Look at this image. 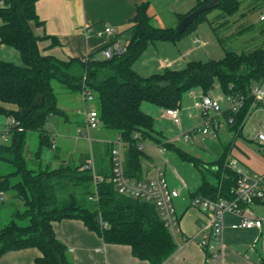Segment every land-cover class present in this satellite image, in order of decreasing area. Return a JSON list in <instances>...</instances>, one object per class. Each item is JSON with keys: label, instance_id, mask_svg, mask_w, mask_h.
<instances>
[{"label": "trees", "instance_id": "obj_1", "mask_svg": "<svg viewBox=\"0 0 264 264\" xmlns=\"http://www.w3.org/2000/svg\"><path fill=\"white\" fill-rule=\"evenodd\" d=\"M2 1L0 44L18 51L22 65L0 60V114L14 117L24 130L13 131L10 142L0 144V163L11 167V171L0 176V191L11 193L24 209L14 211L11 221L0 229V258L11 250L36 247L42 253L37 264H72L66 257L65 245L54 233L53 223L80 219L105 242L129 245L138 258L163 264L177 249V241L165 227L154 203L122 195L109 181L112 142L103 143L99 147L101 153L94 158L96 173L104 178L96 186L93 172L80 169L90 154L82 164L68 162L54 167L43 162L42 148L53 147L47 129L49 118L67 115L58 105L53 81L70 96L83 94L85 89L94 93L101 127L116 132L127 143L126 173L136 178L144 156L138 145L148 139L163 143L155 135L153 117L142 109L144 103L165 109L180 108L187 92L200 89L207 95L215 90L216 84L226 95L249 97L251 87L264 79V41L261 46L239 52L229 46L231 35L226 34L231 24L238 22L236 34L255 28L253 31L264 35V20H260L263 23L259 26L249 20L251 14L262 9V0H222L217 8L202 13L181 34L176 28L156 26L148 13V4L144 3L137 7V16L126 30L131 40L125 53L114 54L111 59L99 57L108 44L86 58L68 61L45 56L40 51L41 37L33 30V25L39 23L38 0ZM210 1L198 2L189 14ZM216 9L221 12L209 24L224 47L222 59L192 60L183 69L165 68L148 77L134 69L136 58L150 42L179 41L194 29L199 18ZM189 14L181 16L180 22ZM258 37L253 35L248 42L258 41ZM250 108L248 100L236 120L229 124L234 135L209 169L214 181L203 177L191 198L199 195L215 200L233 198L231 191L238 176L229 166V158L242 136ZM32 133L39 140V148L33 154L28 147ZM164 145L194 160L186 157L180 148L170 143ZM95 188L97 201L90 200ZM4 204L5 201L0 202V209Z\"/></svg>", "mask_w": 264, "mask_h": 264}, {"label": "crops", "instance_id": "obj_2", "mask_svg": "<svg viewBox=\"0 0 264 264\" xmlns=\"http://www.w3.org/2000/svg\"><path fill=\"white\" fill-rule=\"evenodd\" d=\"M201 1L205 0H38L36 2V13L39 23L33 25V30L36 35L41 37L39 48L43 55L54 56L64 61L83 59L101 50L115 39L121 46H128L131 34L127 33L126 30L133 24L137 16V7L141 4H148V13L153 17V22L156 26L176 28L180 22V17L189 14ZM106 26L112 27L115 30V34L105 37L97 36L96 32L103 30ZM88 29H92L89 34ZM190 35L192 37L193 50H186V53H182L181 57L184 56L185 58L192 55L196 48H200L193 43L194 38L198 37L196 30L193 29ZM5 48L4 44H0L1 51ZM99 57H102L101 54ZM182 61L183 58L181 59L180 57L176 61H170L171 66L168 68L183 69L190 62L183 68H174L176 63H182ZM164 69L162 64H159V71ZM214 91H220L218 84H216ZM187 95L189 99H193L194 97L200 98L205 94L202 90L197 89L194 91L190 90L184 97ZM68 97L74 96L69 95ZM80 98L83 102L82 94H80ZM151 105L153 104L144 103L142 105L143 111L150 116L152 115L147 110L152 109L150 108ZM182 106L183 101L180 107L181 112L183 110ZM60 108L65 111L70 109L66 107ZM88 108L89 105L86 104L85 113ZM161 110L165 111V108L161 107ZM198 114L196 118L201 122V117ZM83 115L82 124L84 126V112ZM192 116V114H188L189 119H192ZM61 117L66 119L65 116ZM193 127L189 126L188 129ZM155 135L163 143L154 140H151L152 142L148 145H146V141L141 143L144 156L141 159V167L137 171V177L133 179L146 181L153 177L155 171L160 168L153 166L154 156L155 154L160 155L162 148L164 150L169 149L164 145L165 143H170L178 148H180L179 144H185L182 140H179L182 138L181 134L179 139L169 141L164 139L161 133L157 132ZM64 136V133L59 135V142L57 139L52 141L55 146H53L54 149L56 146L59 148ZM96 142H98L96 145L100 144V147L103 143H111L113 141L98 138ZM90 157L95 162L93 154H90ZM54 159L57 162L56 164H61L65 160V156L59 152ZM51 164L53 165V162ZM206 170L210 172L209 169ZM163 173L166 177L165 172ZM202 173V178H206L204 172ZM202 181L195 189H190L184 181L183 188L181 185L177 186L170 183L167 179L170 188L180 191V196L174 200L179 217L180 232L176 240L177 249L163 264H206V252L198 244L201 227L205 223V215L199 208L191 205V194L199 188ZM185 191L186 195L184 194ZM6 194L4 192L5 204L3 207L9 205L6 202ZM259 206L251 207L257 217H261L257 211ZM10 217H12V213H10ZM240 221L241 218L236 214L226 213L224 215L223 264H264L262 244L257 241L260 237V232L257 229L234 227ZM53 229L57 239L65 245L66 257L72 264H151L147 260L138 258L129 245L105 242L100 234L89 229L80 219L55 221ZM41 256V251L36 247L11 250L0 258V264H37L36 261Z\"/></svg>", "mask_w": 264, "mask_h": 264}, {"label": "rangeland", "instance_id": "obj_3", "mask_svg": "<svg viewBox=\"0 0 264 264\" xmlns=\"http://www.w3.org/2000/svg\"><path fill=\"white\" fill-rule=\"evenodd\" d=\"M0 3H2V1H0ZM262 6L261 10H258L249 16V20H251L255 26H259L264 22L260 21V16L264 12V0H262ZM219 12H221V10L216 9L206 13L205 16L199 18L194 25L196 35L207 43L206 46L196 48L192 55L184 58V56L181 57L182 53L185 54L186 50L192 49L193 47L191 37L192 34L190 35V33L186 34L176 42L166 40L150 42L146 49L136 58L133 65L134 69L140 75L148 77L152 74L158 73L159 64H161L163 59L176 61L179 57L181 59L183 58L182 63H176L174 68H183L189 61L192 60L208 61L211 59H222L225 55L224 47L217 39L215 32L209 24V20ZM238 24V22L232 23L229 30L226 32L227 35H231V38L228 40L229 46L241 52L243 50H251L262 45L264 35L261 32H256V30L253 31L255 29L254 28L238 35L236 34L238 31ZM253 35H258L259 40L249 43L248 41ZM0 60L11 61L15 64L22 65L19 52L10 47H6L3 51L0 49ZM53 87L58 96L59 107L70 108L69 110H64L67 114L65 115L66 119L61 116H51L47 123V129L52 137V141L57 139L59 142V135L62 133L65 135L62 139V144L59 145V148L58 146L55 148L57 153L60 152L64 154L65 160L63 163L75 162L82 164L86 159L87 154H93V157L95 158L101 153L100 148H98L100 144L96 145L98 143L96 140L101 138L108 141H114L117 137L116 132L106 131L100 127L97 130H90L88 133L85 130V125L83 126L82 124L84 119L83 112L85 114L84 108L86 103L84 100L83 102L81 101L80 94L72 95L74 97H68L69 95H67V91H65L57 81H53ZM194 90L197 89H192L191 91ZM218 92L211 91L207 95L217 96L221 91ZM225 103H227V101H225ZM88 105V109L98 108L96 100L88 103ZM192 106L193 99H189L188 95L185 96L182 106L183 110L181 112L183 130H187L189 126L197 127L200 124V120L196 118L198 111ZM150 108L153 110L150 109L147 111H149V113L154 117L155 131L159 134L161 133L163 138L168 141L179 139L181 134L180 127L173 124L164 116L165 111H162L161 107L151 105ZM188 114L193 115L192 119L188 118ZM262 115V112H257L252 118H246L242 136L237 139L233 154L230 155V159L232 156L238 157L244 168L250 173H264V154L259 151L256 144L257 127L261 123ZM9 118L10 117L5 114H0V144L5 143L1 130L4 126H6ZM81 129L85 131L84 136L79 133V130ZM233 135L234 132L229 129V125L226 122H222V126L215 135H203L202 133L197 132L188 140H185L184 138L179 139L185 143L179 144L181 151L186 157L194 159L193 161L183 157L179 151L169 148L160 152V155L155 154L153 166L162 168L170 183L177 186L181 185L184 188V181L190 189H195L203 180L202 172H204L207 179L214 181L213 176L210 175V172L206 169H210L213 166L214 161L221 154H223L224 146L231 141ZM151 142L152 141L148 139L146 141V145ZM28 147L32 154L39 148V140L36 133H32L30 135ZM55 149L49 145H44L41 157L44 163L48 164L53 162V166L56 167L60 164H56L57 162L54 159V155L56 153ZM103 164L105 165V160H103ZM10 169L11 167L8 164L0 163V175L6 174L11 171ZM184 194L186 195V191ZM6 200L9 205L0 209V229L11 221L12 217H10V213H12L13 216V211L24 209L22 202L18 200L16 201L11 193L6 194ZM257 211L258 214L264 218V205H260L257 208Z\"/></svg>", "mask_w": 264, "mask_h": 264}, {"label": "built area", "instance_id": "obj_4", "mask_svg": "<svg viewBox=\"0 0 264 264\" xmlns=\"http://www.w3.org/2000/svg\"><path fill=\"white\" fill-rule=\"evenodd\" d=\"M3 5L2 1L0 7ZM260 20H264V12L260 16ZM90 32H92V29H88V34ZM114 34L115 30L110 26H106L103 30L96 32L99 37L113 36ZM193 43L199 47L207 45L199 37L194 38ZM109 45L101 53L103 59H111L114 54H122L127 51V46H121L117 40L109 43ZM161 64L164 68L171 66V62L168 60H163ZM82 95L86 104L95 100L94 93L89 89H85ZM248 100L251 101L248 119L252 118L257 112L263 113L261 123L257 127L256 144L259 151L264 154V79L251 87L249 97L226 95L224 93H220L217 96L203 95L200 98L194 97L193 107L201 117V122L197 127L183 130L180 108H167L164 116L180 127L181 137L185 140L190 139L197 132L203 135H215L222 126V122H226L229 125L236 120ZM100 127L99 112L94 108L88 109L85 113V130L89 133L90 130H97ZM23 130L19 122L14 117H10L6 126L1 130L5 143L10 142L13 131ZM84 132L82 129L79 130L82 136ZM112 143V176L109 181L113 183L117 191L122 195L154 203L165 227L177 240L180 230L179 217L174 200L180 196V191L169 187L167 179L160 168L155 171L153 177L146 181L129 177L125 167V148L127 143L119 136ZM138 148L142 149L143 145L140 143ZM163 151L164 148L160 150V152ZM229 166L238 176L236 186L231 191L233 194L232 199L221 198L215 200L200 195L191 198V205L199 208L205 215V223L201 227L198 244L206 252V264H223V231L224 215L226 213H233L241 218L240 223L234 227L257 229L260 232V237L257 241L261 242L264 252V218L255 216L251 210L253 206L264 205V173L248 172L237 157L230 159ZM81 169L93 172L95 186L103 182V176L96 173L95 162L92 158H89ZM94 192L90 200L97 201V188H95ZM2 201H4V192L0 191V202ZM104 227L106 228V225Z\"/></svg>", "mask_w": 264, "mask_h": 264}, {"label": "water", "instance_id": "obj_5", "mask_svg": "<svg viewBox=\"0 0 264 264\" xmlns=\"http://www.w3.org/2000/svg\"><path fill=\"white\" fill-rule=\"evenodd\" d=\"M222 0H211L209 3L198 7L191 14L186 16L176 27L178 33H184L187 28L204 12L217 8Z\"/></svg>", "mask_w": 264, "mask_h": 264}]
</instances>
